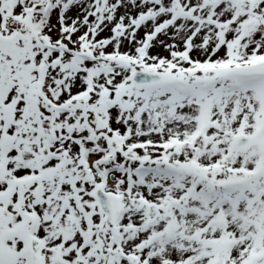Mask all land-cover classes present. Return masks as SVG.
<instances>
[{
  "label": "snow or ice",
  "instance_id": "obj_1",
  "mask_svg": "<svg viewBox=\"0 0 264 264\" xmlns=\"http://www.w3.org/2000/svg\"><path fill=\"white\" fill-rule=\"evenodd\" d=\"M0 264H264V0H0Z\"/></svg>",
  "mask_w": 264,
  "mask_h": 264
}]
</instances>
